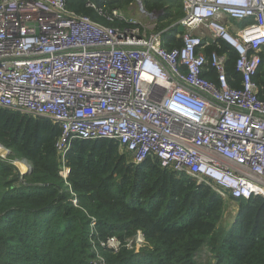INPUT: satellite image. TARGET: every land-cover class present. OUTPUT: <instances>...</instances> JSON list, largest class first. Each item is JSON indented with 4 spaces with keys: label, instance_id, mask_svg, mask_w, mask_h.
<instances>
[{
    "label": "built area",
    "instance_id": "1",
    "mask_svg": "<svg viewBox=\"0 0 264 264\" xmlns=\"http://www.w3.org/2000/svg\"><path fill=\"white\" fill-rule=\"evenodd\" d=\"M68 1L0 0V108L58 124L64 163L74 141L114 140L135 165L156 159L226 201L264 197V98L255 80L264 0H180L184 32L173 49L156 23L85 0L97 21ZM218 42L237 54L238 77L228 53H206Z\"/></svg>",
    "mask_w": 264,
    "mask_h": 264
},
{
    "label": "trees",
    "instance_id": "2",
    "mask_svg": "<svg viewBox=\"0 0 264 264\" xmlns=\"http://www.w3.org/2000/svg\"><path fill=\"white\" fill-rule=\"evenodd\" d=\"M93 1L112 9L119 0ZM144 2L161 15L165 47L180 45L184 29L170 24L184 16L183 10L172 13L180 1ZM68 5L103 21L85 8V0ZM214 50L229 54L228 72L238 77L237 54L219 42L206 53ZM262 57L255 80L263 99ZM60 135V126L50 120L0 108V138L36 168L21 176L15 166L0 164V264H199L197 254L205 247L213 264H264L263 196L239 201L237 215L224 228L227 202L234 200L163 169L156 159L134 165L114 140L74 141L62 164L56 149ZM63 166L71 169L67 180L60 174ZM139 231L148 247L136 251ZM111 238L120 242L117 250L101 246Z\"/></svg>",
    "mask_w": 264,
    "mask_h": 264
},
{
    "label": "rangeland",
    "instance_id": "3",
    "mask_svg": "<svg viewBox=\"0 0 264 264\" xmlns=\"http://www.w3.org/2000/svg\"><path fill=\"white\" fill-rule=\"evenodd\" d=\"M178 1H180V0H178ZM180 3H181V6H179V4H178V5H175V7H173V9H172L173 14H175V15L179 14L180 11L183 10L182 2L180 1ZM114 9H118L120 11V16L122 18H128V19L134 18V19L140 20L143 25H145V24L149 25L150 23H152L154 25L156 23L157 29L158 28L161 29L164 26V24H161V23L159 24V18L161 15L159 13L150 11L146 7L144 0H131V1L119 0L118 6L116 8H112V9L105 8L104 12L110 13ZM180 19H178V16H175L170 21V24L173 23L172 26L175 28L177 27V29H178L179 28L178 21ZM153 25H151V26H153ZM179 30H181V29L179 28ZM195 35H197V34H195ZM207 38H209L208 34H207ZM5 140L0 138V164H9V166L10 165L15 166V168L18 170L20 175H22L21 171L23 170V168L25 170L23 175L33 174V172L36 169L33 162L31 160L29 161L26 158H18L17 154L14 152H13L14 154L11 153L8 141L6 140L7 142H5ZM58 156H59V160L62 162V164H65L64 163L65 159L60 154H58ZM60 174L62 177H64L66 175L65 177L68 179L70 174H71V169L66 167V166H63V167H61ZM0 182H1V180H0ZM21 182L25 183L24 180H21ZM237 206L238 205L235 204L234 202H227V208H226L227 210L225 212L224 218L221 221V226H223L224 228H227V226L232 223L233 218H235V216L238 213V207ZM138 235H140V237H141L140 239H138ZM111 239H113V238H111ZM108 240H110V239H108ZM133 240L135 241V244H136V245L134 244L136 251H140L142 248L148 247V244L146 242V238L141 231H139L136 234V236L133 238ZM128 241L130 242L131 239H128ZM130 243H132V242H130ZM196 258H197L199 264H213L215 262L213 257H212L211 252L206 247L201 249V251L197 254Z\"/></svg>",
    "mask_w": 264,
    "mask_h": 264
},
{
    "label": "crops",
    "instance_id": "4",
    "mask_svg": "<svg viewBox=\"0 0 264 264\" xmlns=\"http://www.w3.org/2000/svg\"><path fill=\"white\" fill-rule=\"evenodd\" d=\"M231 26H232V30L234 31L235 30V28L238 26L236 23H234V22H231ZM235 203V202H234ZM235 204H237V203H235ZM238 205V207H239V204H237ZM237 208V207H236Z\"/></svg>",
    "mask_w": 264,
    "mask_h": 264
}]
</instances>
